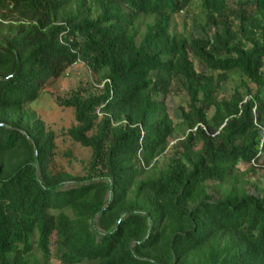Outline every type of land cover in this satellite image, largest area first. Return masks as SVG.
I'll return each instance as SVG.
<instances>
[{"label":"trees","instance_id":"1","mask_svg":"<svg viewBox=\"0 0 264 264\" xmlns=\"http://www.w3.org/2000/svg\"><path fill=\"white\" fill-rule=\"evenodd\" d=\"M183 9L211 33L177 34ZM76 64L102 85L45 89ZM46 96L74 125L45 126ZM65 139L89 151L78 173L56 167ZM255 167L264 0H0V264H264Z\"/></svg>","mask_w":264,"mask_h":264},{"label":"rangeland","instance_id":"2","mask_svg":"<svg viewBox=\"0 0 264 264\" xmlns=\"http://www.w3.org/2000/svg\"><path fill=\"white\" fill-rule=\"evenodd\" d=\"M195 9L181 10L174 14L171 21V28L177 34H183L192 37H204L209 35L211 32L203 28L200 23L194 17ZM194 67L197 70H204L205 67L194 60ZM238 83L237 74H233L227 81L226 85L229 90L233 88L235 84ZM78 85H91L100 87L102 85L98 76H93L82 64L72 65L65 70L57 79L52 83L47 84L45 89L53 94V96L64 97L71 89L77 87ZM184 95L180 91H175L168 94L164 99L165 110L174 124L179 122L178 107L184 105ZM32 109L36 111L39 117L42 118L46 127L54 131H62L65 128L74 125L72 118V109L69 107H64L58 105L51 97H44L39 103L31 106ZM63 150L68 149L71 152L70 157L57 156L55 159L56 167H63L72 173H78L81 169V160H85L89 151L79 145L70 142L65 139L61 143ZM162 159L159 158V161ZM262 162V161H261ZM247 170V179L249 184L245 187L248 191L253 192L254 183H263L264 173L256 169ZM260 184V185H261ZM50 264H59L56 259H50Z\"/></svg>","mask_w":264,"mask_h":264}]
</instances>
